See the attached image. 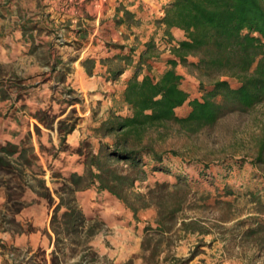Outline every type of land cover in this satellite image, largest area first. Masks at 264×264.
<instances>
[{"label":"rangeland","instance_id":"rangeland-1","mask_svg":"<svg viewBox=\"0 0 264 264\" xmlns=\"http://www.w3.org/2000/svg\"><path fill=\"white\" fill-rule=\"evenodd\" d=\"M4 1H8L7 5H3ZM93 1L83 0L82 3ZM75 2L79 0H0V6H9L12 10L16 7L15 15L6 14L8 21L4 24L7 26L4 35H0V63L7 75L15 74L22 79L13 94L19 93V99H0V119L4 121L0 146L10 142L19 148L27 147L25 158H18L16 154L3 158L0 163V264H52L50 253L54 246L49 239V220L57 201L55 189L62 181L58 176L82 172L87 152L99 148L94 129L99 125L100 113L105 112L102 111L105 104L92 97L85 87L61 83L72 75L78 76L72 60L82 54L80 49L86 42L82 38L75 40L73 32L66 28L68 24L62 20L65 19L63 11L73 8ZM1 11L4 13V9ZM42 11V15L49 16V28L58 36L54 57L59 63L57 70L51 73L50 66H44L41 59L46 45L32 56H26L18 54V46L11 40L16 16L25 15L36 20ZM88 20L86 28L90 31L93 26ZM2 23L0 19V31ZM52 39V35L44 31L37 35L38 41ZM177 72L183 75L182 87L191 97L200 96L199 81L204 85L209 83L208 78H199L189 67L178 66ZM225 79L232 86L236 85L235 79ZM71 98L76 100L69 102ZM188 110L184 105L177 108L176 113L184 116ZM71 124L76 133L79 132L75 134L76 144H69L67 136L62 138L59 133L60 128ZM149 134L155 140L156 149L167 153L165 166L171 171L168 175L154 177L168 183H174L176 175L184 178L179 195L187 193L188 197L182 204L183 211L177 215L197 217L208 233H183L178 224H174L161 242L159 255L148 264H264V162L253 164L264 136V103L244 112L227 113L214 125L194 134L171 123ZM104 141L111 139L107 137ZM173 151L176 155L171 154ZM154 177L148 176L145 182L136 183L134 191L146 192ZM185 186L190 190H185ZM87 193L81 194L79 199L76 196L80 207L87 217L101 220L97 213L99 208H94L98 206L91 204L95 198L99 201V196ZM82 198L83 203L80 202ZM171 202L165 198L163 206L169 207ZM150 208L155 211L153 221L156 210ZM140 211L139 216L144 215L143 210ZM123 218L127 219L125 214ZM137 219L138 215L137 218L132 215L130 224ZM140 223L138 228L143 220ZM148 225L150 222L145 224ZM109 230L102 223L99 231L89 239L92 253L106 255L103 249L104 245H109ZM118 238L127 237L123 234ZM77 239L79 243L73 244V248L68 244L64 245L63 252L57 251L56 257L61 264H73L82 251L83 234ZM136 256H141V250L120 264H138L134 260ZM91 257L93 254L89 255ZM107 259L111 261L108 256Z\"/></svg>","mask_w":264,"mask_h":264},{"label":"trees","instance_id":"trees-1","mask_svg":"<svg viewBox=\"0 0 264 264\" xmlns=\"http://www.w3.org/2000/svg\"><path fill=\"white\" fill-rule=\"evenodd\" d=\"M1 9L8 15L13 12L9 6H0V17L4 16ZM119 10H122V17L116 22L128 24L132 13ZM18 19L22 37L29 44V53H35L44 45L52 48L57 42L56 35L53 42L43 44L37 41V35L42 31L53 33L42 18L35 20L18 15ZM156 23L164 25L163 34L155 41L146 42L135 70L125 83L123 99L130 113L111 114L102 120L94 129L99 148L87 152L82 172L72 171L67 176H58L62 181L55 189L57 201L49 220V239L54 246L50 253L52 264H61L56 257L57 251L63 252L64 245L71 244L72 247L79 243L77 236L81 233L84 236L82 251L73 264H95L97 255L91 252L88 241L103 222L87 217L76 197L77 192L90 188L107 192L130 209L135 218L140 210L155 208L156 226L144 228L141 242L142 257L147 263L159 255L161 242L173 230L174 224H178L183 233H208L197 217L177 215L183 211L182 204L188 197L187 193L179 195L182 182L185 184L184 178L176 175L177 180L168 183L154 177L168 175L171 171L165 166L167 153L156 149L155 140L149 133L171 123L188 134H194L214 125L227 113L244 112L264 103V0H172L163 7L162 16ZM172 28L182 30L184 38L174 42L170 34ZM160 50H167L171 55L164 59L166 67L163 71L157 76L143 72L148 60ZM41 55L43 63L55 72L58 59L50 51H41ZM113 58L126 64L130 62L125 55ZM93 63V59L83 62L88 73H91ZM178 66L189 67L199 78L209 79L206 85L199 81L200 96L191 97L182 87L183 75L177 72ZM119 72L117 67L112 74L116 76ZM225 78L235 79L236 85L232 86ZM60 79L63 81L64 76L61 75ZM21 83L22 79L15 74L7 75L0 63L1 100L19 99V93L13 94ZM184 105L189 110L179 116L176 109ZM73 130L71 124L60 128L59 133L65 138ZM107 137L110 142L104 141ZM26 151L27 147L19 148L8 142L0 146V163L3 158L16 154L18 158H25ZM171 154L176 155L174 151ZM258 162H264V136L253 164ZM148 176L154 180L147 191H134L136 183H142ZM184 189L190 190L186 186ZM48 198L52 201L49 195ZM165 198L172 201L169 207L163 206ZM90 254L93 257L89 258Z\"/></svg>","mask_w":264,"mask_h":264},{"label":"crops","instance_id":"crops-1","mask_svg":"<svg viewBox=\"0 0 264 264\" xmlns=\"http://www.w3.org/2000/svg\"><path fill=\"white\" fill-rule=\"evenodd\" d=\"M171 1L172 0H94V3L90 2L88 4H83V0H79V2L73 4V8L63 11L62 17L65 19L62 20L66 21L68 24L66 28L73 32V38L75 40L77 38H82L83 40H86V42L83 43L84 46L80 49L82 54L72 60L78 76L74 77L72 75L70 78H66V81L61 83H66L67 85L70 83V85H76L75 87H85L92 93V97L103 101L105 105L102 111L105 112L100 113V116H102L97 120L99 123L106 119L110 114L127 115L130 113L128 105L123 99L125 83L135 70L139 56L143 53L146 47V42L151 39L155 41L163 34L165 27L162 24L156 23V20L162 16L163 7ZM5 2L6 1H4L3 5ZM13 8L14 11L12 14L15 15L16 7ZM118 8L125 9L132 13V19L128 24H118L116 22V19L122 17V10L118 11ZM40 14L41 16L38 17V19L42 18L45 25L49 28V26H51L49 21H47L49 16L42 15L43 11ZM16 18L15 31L12 33L13 37L11 38L12 43L18 46V54L32 56L33 54L29 53V48L26 47L28 43L22 37L18 25L19 19L17 16ZM0 19L3 22L1 24L3 30L0 31V35L3 36L7 26L4 23L8 21V15L4 13V16H1ZM88 19H90L93 26L90 31L86 28V23L89 21ZM170 34L174 42L184 38L183 31L178 28L170 29ZM7 35L8 34H6V36ZM49 35H52L53 37L51 41L39 42L43 44L53 42L55 40L54 33ZM52 45V48L46 45V51H50L54 57L55 45L54 43ZM14 52L15 51H12L13 54ZM116 55L128 56L130 60L129 64H126L123 60L114 59L113 57ZM170 56L171 55L167 50L158 51V54L155 57L148 60V65L144 68L143 72L150 75H159L166 67L164 59ZM86 59H93L94 61L91 67V73H88L83 66V62ZM76 61H78V65L76 64ZM44 66L47 67L48 65ZM117 67L120 72L118 75L113 76L112 73ZM49 72L51 73V67ZM110 103L111 105L108 106ZM19 111L20 113H24V110L22 111L18 109V112ZM0 125V132L1 135H3L4 121L2 119H0ZM75 134H79L78 131L76 133V128L66 135V141L69 144L77 143L74 141L77 136ZM85 192H88L87 194H91V196L92 194L99 196V201L95 198L91 204L93 206H98L94 208H99L97 213L104 223V227L110 229L108 231L109 235L107 236L109 245H104L103 254H106L111 261L107 259L106 255L98 254L95 264H120L121 262L128 260L139 250H141V256H136L134 259L135 262L138 264H141V262L142 264H148L142 257L141 242L145 234L143 229L145 224L150 222L152 227L156 226L154 218L153 221L151 220L155 211L152 208L143 210L142 214L144 213V215L139 216L138 214V219L133 225H131L129 221L133 213L130 212L128 208H125L116 198L112 197L107 192H97L95 189L90 188L77 192L76 196L78 199L81 198V194H84ZM80 202L83 203L84 198H82ZM83 212L87 216V213L85 211ZM89 213L92 214L93 212L89 211ZM123 214L126 215L127 219L123 218ZM139 218L143 220V225L138 228V224H141ZM123 234L127 238L120 240L118 235L122 236ZM77 258L78 257L74 259L73 263ZM101 258L106 260L103 261Z\"/></svg>","mask_w":264,"mask_h":264},{"label":"built area","instance_id":"built-area-1","mask_svg":"<svg viewBox=\"0 0 264 264\" xmlns=\"http://www.w3.org/2000/svg\"><path fill=\"white\" fill-rule=\"evenodd\" d=\"M163 48H165V46Z\"/></svg>","mask_w":264,"mask_h":264}]
</instances>
